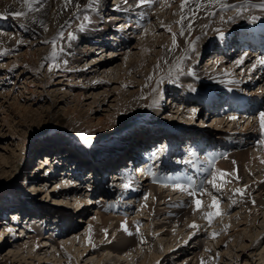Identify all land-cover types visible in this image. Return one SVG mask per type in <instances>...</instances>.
I'll list each match as a JSON object with an SVG mask.
<instances>
[{"label":"bare ground","instance_id":"1","mask_svg":"<svg viewBox=\"0 0 264 264\" xmlns=\"http://www.w3.org/2000/svg\"><path fill=\"white\" fill-rule=\"evenodd\" d=\"M79 2L81 4H87L88 0H79ZM226 2L231 5H235V7H230L228 9H221L218 6L206 8L198 11L195 16H193L191 13H188L187 18L183 21L184 34L180 35L182 26L181 24L177 23V21L180 20V0H153V3L150 6L145 5L133 8H129V5L133 4V0H128L127 4H125V0H99V3L94 4L91 8L82 7L78 12H76V9L73 6H69L67 10H64L62 0H45V11L29 13L30 19L17 18L10 14L14 11L21 10V5L18 4L16 0H0V53H3L2 55H0V63H4L0 66V69H4L2 70L4 71V73L0 79L1 81L8 79L9 82H14L19 78L17 75H14V73L18 70H22V77H26L27 75H32L34 77L35 75H37L38 72V63L40 58L45 57L48 51L51 49V43H45V41L50 42L54 39V37H60L61 33H63V36L65 37L68 33H71L74 39H70V42L61 48L62 51L60 49L58 52H56L57 54L54 57L56 66L51 68L50 71L53 73L50 74L55 76H53V80L58 78L61 79L59 82H57V84L66 85L71 91L74 90V87L72 88V86L75 85L73 84L75 78L78 79L79 92L76 93L75 96L73 94L72 99H74L76 102H79L83 107L87 106V111L93 112V119L95 117H98L97 119L100 127L97 128L96 131L99 134V137L103 136L109 130H106L103 127V121H110V123H115L117 121L116 127L113 128L114 131L110 132V135L111 133L113 134V132L117 133V131L122 134L121 132H124L129 128H133L135 125L134 121H136V118H140L139 109H142L143 106L141 105V102H144L145 104H152L150 112L151 115H153L154 117L161 116L173 120L178 119V121H176L177 123H184L185 125L187 124L190 126L191 123H193V125H197V121H200V119L204 121L203 113L201 111L197 112L200 109L199 101H190L192 100L190 99V96H188L187 98V95L190 93V91L187 94L186 89H189L190 87L186 88L185 84L188 83V81H191L189 82V84L191 86L190 90H192L195 87V83H197V81L199 83L203 82V77L226 78V75L231 73L232 71H238V74L245 73L243 62L240 63L241 67L237 66L238 64H234L232 68L228 66L227 69L226 66L228 65V63H230L232 56L227 54V52L223 50V47L224 45H227L228 43H231L233 41L232 39L235 38V34L238 35V39L235 40L237 46H244V40L242 38L240 39L238 31H236V29H233L235 24L237 23L233 20L236 15V20H240V16L245 11H264L259 8L251 7L252 4H258L259 2H264V0H248L247 6H245V0H226ZM189 7H191V5ZM6 9L8 14L5 15ZM185 11L187 12V9ZM74 12L76 13L75 15H73ZM210 13H215V15H211ZM232 15L234 16L231 17ZM84 16H87L89 19L84 20ZM165 17L166 19H164ZM228 17L231 20L229 22L226 21L227 23H225V20ZM33 20H35L36 22L33 23ZM79 20H81V23L77 28H75L74 26ZM41 21L43 22L42 24ZM255 21L259 23V19ZM121 22L124 24L120 28H115V25ZM81 25H83V30H81ZM188 25H191V27L189 28ZM45 26L47 30H45ZM169 28H171V32L168 31ZM129 31H133L134 36L138 33L142 34V36L140 35L141 37L139 41L140 43L142 42L141 46H139V49L141 51H138V54L137 52L134 54H131L129 52V56H127L126 59L135 57V59L129 64V67L126 68V65L118 66L116 64L115 66L114 63L117 61L118 57H116L113 53L119 48V50L121 51L128 48V46L122 48L123 45L121 44V42L128 41ZM173 33L176 34V43L178 45V47L174 49L172 44ZM225 34H228V36L224 37ZM219 37H222L221 39H224V41H217ZM112 42L114 43L113 45L111 44ZM204 42L209 45L216 44L221 46L222 53L219 50H215L214 54L209 56V60L211 61L207 63V65L205 64L199 67V63L197 64L198 59L197 57L193 56V53L195 51H198L199 47H201L202 43ZM108 50L110 51V55H114L112 56L113 58L111 61L104 59L106 58V56H104V53ZM122 54L125 55L126 53ZM254 55L257 56V54ZM90 59L91 63L88 64V60ZM238 60H241L240 57L237 58L234 63H237ZM29 70H31L32 73L28 74ZM113 70V73L108 74L110 71ZM176 71L182 72L183 74L174 76L172 73ZM263 74L264 73H260L258 78H255V75H253L252 73V76L250 77L251 87L252 89H254L252 92L254 94H257L259 98L262 97L260 92L262 89H264V76H262ZM114 75L116 76L114 77ZM25 80L27 82L26 89L31 90V84L28 82V78H26ZM53 80L51 82H53ZM159 86L161 87V92L156 93V90L157 88H159ZM98 88H102L103 90H98L93 99L92 97H86L87 95L89 96L91 90L94 91ZM196 88H194V91L190 94H196V91L199 89V87ZM259 88L260 90H258ZM172 91H174V94L173 97L170 98L171 101L169 104H176V107L179 108L176 110L175 114L173 113L174 115H171V113L167 112L169 115L165 117L163 116L165 114L164 106L163 110H161V113L157 116V113L160 109L158 107L161 105L160 100H162V94L166 92L171 93ZM116 92L118 95L116 94ZM8 93L0 94V97L4 96L7 98L10 95ZM92 94H94V92ZM151 95H157L158 97L157 100H155L153 103L150 102ZM177 95L179 96V99L177 98ZM181 107L183 108L180 109ZM170 108L171 107H169L168 105L166 107V111H168ZM102 112H105L106 120L104 118L99 117ZM223 115L224 114L220 112L213 114V117L215 118V120H213V125L215 127L213 128V131H208L207 133H204V138L207 137L205 135H221V132L217 131L216 133H214V131L218 130V127L220 126L221 122L226 121L225 116ZM200 124H202V122ZM243 124L245 126L244 128ZM243 124L241 126V130H247L249 128L247 127L249 123L244 122ZM241 130L237 134H235L240 135L238 138V143H236V145L235 139L237 138V136H233L231 138L226 137L222 141L224 143H229V147H227L226 150L223 151L224 154L233 153L234 149H236L234 157L224 162L221 159L213 156V154L217 151H211L209 154H207V161L200 160V163L204 166H202L203 169L201 170L200 176L198 178H194V180H192V176L188 171L185 172L184 176V171L179 168H177V172H174L176 170V165L173 166L172 162L170 164L162 166L160 169L162 171L170 172V176L163 174L162 172L150 178L146 175L147 173H145V171L141 170L140 172L143 173L144 178L146 179L138 180V178L134 176V174H132L129 176H132V180L129 183L127 182V179H122L127 178V176H125V174L121 175L120 182H123V185L119 189L120 193H118L119 195H121L120 201L117 200L115 202H112V200H109V202L108 195L110 191L108 189L102 190L98 186L94 187L92 183H89L90 188L93 187V190H95V194L99 193L98 196H102L107 199L105 202L102 201L99 203L96 200V197L91 198L87 196L85 198L82 195H78V193L81 192L82 188H84V186L86 185L80 188H74L64 182L62 188L63 190L65 189L67 191L65 193H68V191L74 193L75 197L73 198L77 199L75 205L77 210L75 212H72L73 216L70 217L67 215L70 212L66 211V208H64L65 210L61 208L62 210L60 209L59 212L65 214H63V218L59 217L58 221H62L63 223L69 221L71 226L74 223V215H78L79 213L81 214L82 211L86 212L88 207H92L93 209L96 208L97 212H95V218H91V220L88 221L89 223L87 232L90 236V240L88 241V243L85 242L87 243L85 245L87 249V247L93 245V239H101V231H103L107 235V241L110 237V233L108 236L107 225H113L114 221L116 220L114 229L118 232L117 240H122L121 242L118 241L119 243L116 241L117 244H102L101 247H98V245L95 244L97 246L96 248H101L100 251L106 253L100 259V255L97 257L98 259L95 261H98L96 262L98 264H106V259L110 254H116L117 260L114 261V263L116 262L117 264H119V262H121V264H143L144 262H146V264H152L153 259L159 258V256L162 254V252L159 250V246L161 245V243H165L163 244L165 245V257L173 255L175 258L177 256L175 252L176 245L178 246L177 249L185 250V253L182 255L183 257H186L189 254V246L193 244L197 240V238L200 239L199 246H197V248H194L192 246L190 251H194L195 249H198L204 245L201 241V237L204 236L207 232L205 230L202 234V230H204L203 227L206 224H209V222L207 219L204 218V216L196 217V214H198L197 211L200 210L196 209L193 200L200 199V195L196 197H191L188 195V192L185 191L186 193H183L180 192V190L178 189L177 191H173L172 193V190L175 189L173 184L176 176L182 177L183 181L191 180L196 185H199L204 172L208 170L212 164L214 165L216 163V170H220L226 173H232V175L223 178L218 177L217 182L220 180L221 184H223V190L221 192H216L212 187H210L207 193L208 197L211 198V201L212 196H218L217 198L219 201V198L226 194V191L224 189L228 188V191H233L234 195L231 194V196L237 197V200L235 202H233L232 198H229V201L233 202V206L238 202L242 203L244 201L242 208H245L247 210V205H249L250 199L246 202L245 191L250 189L252 190V192L254 191L261 194L258 206L264 209V185L258 187V190L254 189V186L256 185L242 186L243 182L245 181L244 166L246 165V163H248V161H250L249 164L253 165L260 163H258V159H250L251 154L247 153L244 148L241 149L242 147L246 148L247 144H251L253 142L252 138H249L246 143H243L245 135H249L250 133H245ZM192 133L195 132L193 131ZM132 134H134L136 138H139V141L143 142V140H145V135H141V132H138V130L133 131ZM67 136L68 134L54 136L52 134L47 133V135L44 136V141L47 142L46 146H57L60 143V139L67 140ZM81 138L83 141L91 142V144L94 143L95 140L91 135L85 138L81 136ZM102 139H105V137H101L100 140ZM134 141L135 140L133 139L130 142ZM232 146L235 147L231 150ZM75 147V145L72 146V148L74 149ZM108 150L111 153H114L116 151L115 149L102 148V153L106 154V151ZM158 151L162 152L165 150L159 149ZM71 152L72 151L60 152L58 155L60 156V159L58 158L59 161H57L55 165H49L48 171H52L58 169L60 166L67 165L66 163L70 161L71 157H75V155L79 156L77 152L75 153V155H73ZM174 152L175 151H173L172 155H176ZM162 158H164V156L160 157V159ZM170 161H173V159ZM109 167L110 163L105 162L104 168L109 169ZM144 167L145 166L143 163L141 168ZM32 174L30 176H32ZM34 179L36 182V177H34L33 180ZM202 181H204V178ZM225 181L228 182L225 183ZM233 181L235 184H237V188L228 186ZM48 182L53 183L54 181L52 182V180H48ZM48 182H46V187ZM56 183L58 184V180ZM125 185L128 186L125 187ZM32 187H36V185H32ZM55 187L56 189L53 190L55 191V197H58L56 196L57 194L62 197L64 193L62 189L59 188L60 186L56 185ZM236 189H242L243 194L237 193ZM167 190L171 192L166 194L165 192ZM145 192H147V195L149 194V198L146 199L147 202L142 201L144 199L143 197ZM177 192H179V195H177L175 199H173L174 195H176ZM209 193L211 195H209ZM126 194L128 196H126ZM225 196L228 197V195ZM60 199H56V202L66 203ZM122 199H126L127 201L122 202ZM129 199H133L132 201L138 204L140 211H145L143 213L140 212L141 214L138 215H143L149 218L150 212H153V215L150 217V221H146L147 224H144V226H147L149 224V227H151V224L154 225L151 229V233L159 230H162V232L166 233V235H163V233H159L158 236H154L155 239L158 237V241H155V244L154 240H151V248H156L155 251L153 249V256L151 255V253L149 254L147 250L142 253V255L145 254V256H143L144 258H142V256L138 258L139 252L136 251V253L134 250H132L137 245L136 236L139 234L137 233L136 228H138L137 226L139 225L135 224L138 221H135V223H133V221L131 222L130 218H128V214H124V212L128 210H130V213H134V210H132L133 206ZM94 205L95 207H93ZM118 208L124 210H122L121 213H117L115 218L111 217V214L117 212ZM251 208L252 207H249L246 212H249ZM213 210L215 211L214 208ZM207 212H211V209L209 211L207 210ZM220 212L223 213L222 210H220ZM243 215L244 213L242 214V216ZM252 216L255 217V214L253 213ZM237 220H239L240 222L243 221L244 218L242 217ZM193 223L198 225V228L194 229L190 227V225H192ZM122 224L126 225L128 230L127 232L122 229ZM173 224H177L178 227L176 225L173 229H168ZM212 224L214 225V222ZM231 224L232 227H235L234 235L238 238L237 242H239L240 236L238 235L236 230L239 228L237 226L240 224H238V222H236L234 219L231 220ZM133 225H135L136 227H134ZM183 227L186 228L184 229ZM30 228L32 229L30 234H35V236L33 235L31 237H28L30 239L28 243L32 241L34 242V245H37L34 258L36 257L37 262L39 261V263L46 262L47 264H49L48 262L50 260V257L53 256V258H55V261H57L56 264H62L61 262H63L65 258L72 257L68 256V253L65 251L66 249L64 248H66L67 246L68 249H70V247L77 245L80 242L79 240H81V242H84L85 239V234L81 239L77 235L75 236L76 239L70 238L69 240L68 237H70V235L72 234H69L65 237L63 236L60 241H57L52 236L44 238L45 241L50 242V246L54 249L56 248L61 253V255H58L57 253L49 254L46 251L45 254L48 255L42 258L40 251L44 250V248L41 246L42 242L40 243L38 239L42 235H44V232L46 231V225L41 223L40 225H32ZM60 228H62V225H60ZM12 229L14 230V228ZM7 230L12 233V236L15 234L12 230ZM129 232L131 233V235L128 234ZM46 233L47 232H45V234ZM222 235L217 233L215 235V238L217 236ZM172 236L173 238H171ZM207 236L208 233L206 234V237ZM3 237L4 233H1L0 242L3 240ZM139 237L142 239V242H144V244H150L148 243L150 237H147L142 234H140ZM209 238H212V240H216L214 241L215 243L212 242V245L205 244L204 246L207 247V245H210V247L212 246L213 249L216 248L215 245H222L225 242V240L220 241L217 238L213 239V233L208 236V239ZM75 240L78 241L77 244H75ZM24 245V243L20 245L21 247L19 246V249L31 248L32 250L33 246L29 245V247L27 246L24 248ZM78 249H81V247L78 246ZM86 249L84 250L86 251ZM243 249L244 247L242 248V250ZM78 251L80 252L79 257L85 254L82 250ZM24 253L26 254L25 250L23 251V257L21 259L25 262H28L31 259L35 260L34 258L27 257L26 255H24ZM77 254L78 253H76V255ZM193 254L194 258L190 260L189 264H202V261L204 262V264H212V261H214V257L216 256L215 254V256L213 255L210 258L209 255L203 256L204 254H202L201 252H193ZM21 256L22 255L18 256L16 254V258H19ZM195 259L196 261L193 262ZM7 260L8 259L6 257H2L3 262H6ZM232 260H234V258L231 257L230 261ZM184 261L181 259L176 263L182 264ZM262 261L264 264V258H262Z\"/></svg>","mask_w":264,"mask_h":264},{"label":"rangeland","instance_id":"2","mask_svg":"<svg viewBox=\"0 0 264 264\" xmlns=\"http://www.w3.org/2000/svg\"><path fill=\"white\" fill-rule=\"evenodd\" d=\"M166 17L164 19H166ZM80 23H81V20L77 21V24L74 27L77 28ZM123 24L124 23H122V25ZM130 35L134 36L133 31H131V32L129 31L128 38H130L129 37ZM140 35L142 36V34L136 35V38L133 41H131V44L128 42L129 40L127 41L128 43L122 47V48H124L125 46H128L127 50L121 51V50H119L120 48L119 49L116 48L121 52L113 53L115 55L118 54V55H116V57H118V58H117V61L114 63V65L115 64L118 66L119 65H124V66L126 65V68L129 67V64L135 59V57H131L129 59H126V57L129 56V52L131 54L132 53L134 54L137 52V54H138L141 51L139 49L140 48L139 46H141V44H142V42L141 43L139 42L140 37H141ZM54 38L56 39V52H58L63 46L67 45L71 39V38H69V33L67 34L66 37L63 36V38H61V37H54ZM111 44L113 45L114 43L112 42ZM115 44H116V42H115ZM50 46H51L50 47L51 49L48 51L46 56L40 58L39 63H38V66H39L38 72H37V75H35L34 77L32 75H27L26 77L25 76L22 77L21 76L22 70H20V71L18 70L19 72L16 71L14 73V75H17L19 78L17 80H15L14 82L12 81L13 83L11 81H10L11 82L10 83L8 79L2 80V81L0 79V94H6V93L10 92V93H8L10 95L7 98L4 96L0 97V206H2V204H3V207H5L7 205H13L14 204V201L12 200V198H8L7 194H13L14 196L18 195L17 198L24 196V197H26L25 199H28V203L33 204L32 205L33 207L28 212L31 213L32 215L34 213L36 215L39 213V214H41V216L43 215L44 217H45V215L53 213L52 211H59V209H61V208L63 210H65L64 208H66V211H68L70 213L75 212L77 210L76 206H75L77 199L73 198V197H75L74 193H71L69 191H68V193H65L67 191L65 189L63 190V188H62L63 185H61V181L58 182V184L52 183V185H50L51 183H47V187H46V180L43 177V175L45 174V170L38 169V168H42V165H40V163L44 164V162L47 161L46 160L47 158H44V156H47L46 153H48V152H46L47 151L46 149L52 150L53 146H51V145L46 146L47 144L40 143L37 140V138L39 136H41V135L45 136V135H47V133L52 134L54 136H57L54 133H56L58 135L71 134L76 139H81V136L88 137L89 135H91L94 139L105 137V140L110 141L109 147H111V148H108V149H114L115 148L116 150L119 149L117 151L122 152L125 149L127 150V148H128L126 138L122 137L124 134L120 135L119 131H117V133L113 132V134L111 133V135H110V132L114 131L113 128L116 127L117 121L115 123H110V121H103L102 122V124L104 125L103 127L106 130H108V129L109 130L103 136L99 137V134L96 131V129L100 127L98 124V119H97L98 117H95L93 119V112H88L87 106L83 107L79 102H76L74 99H72L73 94L75 96L76 93L79 92L78 79L75 78V80L73 82V84H75V85L72 86V88L74 87V90H72V91L69 89V87H67L64 84H57V82H59L61 79L58 78V79L53 80L54 75L50 74V73H53L50 71V69L56 66V62H55L54 57L51 56V54L53 52L52 44ZM120 46H121V44H120ZM122 53H126L125 54L126 56L123 55ZM106 55H107L106 59L110 57L109 52ZM112 58L113 57H110L107 60L111 61ZM207 61L205 59L203 62L207 63ZM89 63H91V59L88 60V64ZM2 64H4V63H0V66ZM2 70H4V69H0V78L4 73V71H2ZM113 72H114V70L110 71L108 74H111ZM29 73H32V71L29 70L28 74ZM172 74L174 75L176 73H172ZM115 76L116 75H114V77ZM26 78H28V80H29L28 82L31 84V87H30L31 90L26 89V87H27V85H26L27 82L25 80ZM52 80H53V82H51ZM113 87H114V85H113ZM76 88H77V90H76ZM98 90L102 91L103 89L98 88L94 91L91 90L89 96L87 95L86 97L87 98L92 97V99H93L94 96L96 95V93L98 92ZM93 92H94V94H92ZM157 92H161L160 86H159V88H157L156 93ZM116 94H117V92H116ZM157 98H158L157 95H155V96L151 95L150 96V102L153 103L155 100H157ZM92 99H90V100H92ZM170 101H171V99L169 100L168 104L170 103ZM141 105H143V106H142V109H139V114L148 112L149 107L151 108L152 104H150V103L145 104L144 102H141ZM107 109H108V107H107ZM171 111L169 110L168 112L170 113ZM171 113L173 114V112H171ZM105 115H106L105 112H102V114L99 115V117L105 119L106 118ZM89 116H91V117H89ZM201 122L203 123V120L200 119V121H198L197 124H200ZM208 125H211V123ZM203 126L207 127V125H203ZM100 129H102V128H100ZM111 129H113V130H111ZM133 130L135 131L136 129H133ZM121 133H123V132H121ZM127 136L128 135H126V137ZM129 138L130 137H128V139ZM258 148H261V147L258 146ZM52 152H54V151H52ZM119 152H117V154H115L111 157H114L116 159V157H118V155L120 154ZM252 154H251V156H252ZM259 154H261L260 150H256L254 152V157H251L249 154L248 155L250 156V159H252V160H253V158H255L254 160L258 159L257 160V161H259L258 163H261V165H262L263 164L261 162L262 158H259V156H258ZM50 155H52V154H50ZM43 158H44V162H43ZM109 159H110L109 161L112 160L111 158H109ZM249 163H250V161H248V164ZM252 168H253V171H259L261 169V166H260V164L254 165ZM258 173H260V175L263 174V172H260V171ZM258 173H257V175H258ZM31 174H32V176H30ZM114 174L111 173L109 175V179H110L109 185L114 183V182L118 183V181H114ZM254 174L255 173H250L251 176ZM34 177H36V179H37L36 182H35V179L33 180ZM250 180L251 179H248L247 182H249ZM232 184L233 183L229 184L228 186L230 187V185L232 186ZM245 184H246V182H245ZM32 185H36V187H32ZM56 185L57 186L60 185L59 188L62 189V191L64 193V195L62 197L58 194L56 195L58 197H55V191H53V190L56 189V187H55ZM233 185H234L233 186L234 188H237V186H236L237 184L234 183ZM246 185H248V186L254 185V182L251 184H246ZM261 185H264V182L261 183L260 185H258V187H260ZM86 186H84V187H86ZM258 189L259 188H256V190H258ZM80 191H81V189H80ZM229 191H228L229 195L224 194L223 196L225 197V195H228V197H226V200L229 201V198H232L233 202H235L237 200L236 199L237 197H235V196L232 197L231 193ZM78 195H80V196L82 195L85 198L87 196L91 197L90 192L87 190V187L84 189L82 188V191L79 192ZM146 195L144 194V197ZM148 195L146 196L147 198H149ZM260 195L261 194L257 192V195L256 196L254 195L255 198H250V203H249V205H247V207H248L247 210L249 209V207H252V208L250 209L249 212H246L247 210L245 208L244 209L242 208L243 204H244V201H243L241 203V205L239 204L236 207L238 209H235V210L232 209L233 211L231 210L229 214L222 215L221 217L223 219L220 220L221 221L220 224L218 223L219 221L217 219V220L213 221L214 225L213 224H211V225L206 224L203 227L204 230H202V234H203V231H205V229L208 233V236H210L212 233H215V234L219 233L220 235L223 234L222 236L216 237L220 241L225 240V242L222 245H220V244L217 246L215 245V247H216L215 249H213L212 246L210 247V245L209 246L207 245V247L204 246L205 244H211L212 245L213 243H215L214 241H216V240H212V238L208 239V236L206 237L205 236L206 234H205L204 236L201 237V239H202L201 241L204 245L202 244L203 245L202 247L195 249L194 251H190L192 246L194 248H197V246H199L200 239L197 238V240L195 241L196 243L194 242L193 244H191L189 246V248H188L189 254L187 253L188 255L186 257H183V255H182L185 253V250L184 249H177L178 246L176 245V249H175L176 251L175 250L174 251L176 252V255L178 257L176 256L174 258L173 255L165 257L166 256V253L164 250L165 245H163L165 243H161V245L159 244L161 246V247L159 246V250L162 252V254L159 256V258H157V259L154 258L152 264H154V263H156V264H173V263H176L177 261H179L181 259L183 261L185 260L182 264H189L190 260H192L194 258L193 252H197V253L201 252L202 254H204L203 256L209 255L210 258L213 255L215 256V254H216V256H215L216 258L214 257V261H212V264H263L262 258H264V233H263L264 232V209H262V207L258 206L259 202H260V197H261ZM10 197H13V196H10ZM91 198H93V197H91ZM56 199H60L66 203H62V202L57 203ZM252 199H256V203H255L256 206L254 205L255 207L251 205ZM263 200H264V192H263ZM142 201L147 202V200H145V199H143ZM112 202H115V200H112ZM233 202H231V206L233 205ZM211 203H212V201H211ZM87 204H86V208H87ZM205 204L208 205V202H205ZM59 205L61 207H59ZM231 206L229 207V209L231 208ZM37 207H39V208H37ZM93 207H95V205ZM205 208H203V209L201 208L200 211H197L198 214H196L197 215L196 217L204 216V214L207 212L205 210ZM209 210L210 209H208V211ZM211 210H213V209H211ZM95 212H97L96 208L93 209L92 207H90V208L88 207L86 212L82 211L81 214L79 213L78 215H74L75 216V218L73 219L74 225L72 224L71 226L75 227V229L69 233L72 235H70V237H68V239L69 240H70V238L74 239L75 236H77V235L81 239L84 234H85L84 235L85 239H84V242H81V240H79L80 241L78 243L79 245L77 244L78 241L75 240L76 241L75 244H77V245L70 247V249H68L67 246H66V248H64V249H66L65 251L68 253V256H72V257L65 258L63 260V262H61L62 264H98V263H96L98 261H95L98 259L97 257L100 255V257H99V259H100L106 253L101 252L100 251L101 248H96L97 247L96 245H98V247H101L102 244H105V245L111 244V243L117 244L118 241L121 242L122 239L117 240L118 232L115 231V229H114L115 222H116V220H115L113 225H111V224L107 225L108 236L110 233L109 239L106 241L107 235L103 231H101L100 232L101 239L100 240L99 239H97V240L93 239V245L87 247V249H86L85 245L90 240V236L87 232L88 223H89L88 221H90L91 218H95ZM140 212L143 213L145 211H139L138 212V211L134 210V213H127L128 214L127 216H129L128 218H130L131 222L133 221V223H135V221L137 220V216H140L138 214H141ZM199 212H201V213H199ZM243 213H244V215L242 216ZM253 213L255 214V217L252 216ZM18 216H21V215H18ZM42 217L34 215L32 217V220H31L32 224H30V227L32 225H40L41 223L45 224V221L42 222V220H43ZM144 217L146 218V216H144ZM242 217L244 218V220H243L244 222L243 221L239 222V220H237V219L242 218ZM233 219L236 222H238V224H240L237 226L239 228L236 230L238 235L240 236L239 242H237L238 238L234 235L235 227H232V224H231V220H233ZM6 221L8 223L7 226L6 225H0V235H1V233H4L3 240L0 242V264H31V263L32 264H47L46 262L45 263H39V261L37 262V258L36 257L34 258V254L36 252L37 245H34V242H32V241L30 243H28L30 241V239L28 237H31L33 235L35 236V234H32V233L29 234L28 231L26 232L22 228L17 229V227H19V225H15L16 223L11 218H8ZM146 221L149 222L150 217L147 218V220H145V222L143 224H140L139 221L137 223H135V224L139 225V226H137L138 228H136L137 233L139 235L136 236V241H137L136 244L137 245L132 250H134L135 252L136 251L139 252L138 258L141 256H142V258H144L143 256H145V254L142 255V253L147 251V250H148V253L149 254L151 253V255L153 256V254H152L153 249L155 251L156 248H151V245H152L150 243L151 240H154V244H155V241H158V237L155 239L154 236H156V235L158 236L159 233L160 234L163 233V235H166V233L162 232V230L153 232L151 235L148 234L147 232H145V230H147L148 226H149V225L144 226ZM176 225L177 224H173L168 229H171V228L173 229ZM133 226L136 227L135 225H133ZM141 226L143 229H141ZM177 227H178V225H177ZM12 228H14V230ZM144 228H145V230H144ZM7 229L12 230L13 233H15V234L12 236L11 235L12 233H10V231H8ZM31 231H32V229H31ZM45 232H44V235H42L38 239V241L40 243L42 242L41 246L44 248V250L40 251L41 257L44 258L48 255V254H45L46 251L49 254L57 253L58 255H61V253L56 248L54 249L50 246V242L45 241L44 238H48L49 237L48 235H50V234L45 235ZM221 232H222V234H221ZM140 234L145 235L147 237H150V240H148V243H150V244H144V242H142V239L139 237ZM171 238H173V236ZM43 239H44V241H43ZM108 241H110V242H108ZM44 242H46L47 244ZM85 242H87V243H85ZM23 243L25 244L24 248L27 246L29 247V245L33 246L32 250H31V248L19 249L21 247L20 245H22ZM78 246L81 247V249H78ZM243 247H244V249L242 250ZM93 248H94V250H93ZM145 248H148V249H145ZM84 249H86V251ZM137 249H139V250H137ZM24 250L26 251V254L24 253V255H26L27 257L34 258L36 261L31 259L28 262H25L24 260H22L21 258L23 257V251ZM78 250L84 251L83 253H85V254H83L81 257H79L80 252ZM76 253H78V254L76 255ZM94 253H96V254H94ZM16 254L18 256L19 255H22V256L19 258L18 257L16 258ZM2 257H6L8 260L6 262H3ZM136 257H137V255H136ZM231 257L234 258V260L230 261ZM116 260H117L116 254H112V255L110 254V255H108V258L106 259L105 263L106 264H117L116 262L114 263V261H116ZM146 261H149V260H146ZM195 261H196V259L193 262H195ZM48 263L49 264H56L57 261H55V258H53V256H51ZM119 264H121V262H119ZM125 264H128V263H125ZM143 264H146V262H144ZM147 264H149V263H147Z\"/></svg>","mask_w":264,"mask_h":264},{"label":"snow or ice","instance_id":"3","mask_svg":"<svg viewBox=\"0 0 264 264\" xmlns=\"http://www.w3.org/2000/svg\"><path fill=\"white\" fill-rule=\"evenodd\" d=\"M16 2L18 4L21 5V10L18 11H14L12 13H10L11 15L17 17V18H23V19H30L29 17V13H33V12H43L45 11V0H16ZM63 2V7L64 10H67L69 8V6H73L76 9V12H78L82 7H88L91 8L94 4L99 3V0H88L87 4H81L79 2V0H62ZM128 3V0H125V4ZM153 3V0H133V4L129 5V8H133V7H141V6H145V5H151ZM191 5V7H189ZM248 5V0H245V6ZM218 6L221 9H228V8H234L235 5H231L229 3L226 2V0H180V20L177 21V23L181 24V31H180V35H183V21L187 18L188 13H191L193 16L196 15V13L200 10L206 9V8H211V7H215ZM251 7L253 8H259L261 10H264V3L261 4H252ZM187 9V12L185 11ZM8 14L7 13V9L5 10V15ZM76 13L74 12L73 15H75ZM211 15H215V13H210ZM175 15V14H174ZM84 20H88L89 18L87 16L83 17ZM256 18L253 17V20H255ZM33 23H35L36 21L33 20ZM43 22L41 21V24ZM188 27L190 28L191 25H188ZM45 30H47L46 26H45ZM81 30H83V25H81ZM169 32H171V28L168 29ZM60 37L63 38V33L60 34ZM69 38L74 39V37L71 35V33H69ZM45 43H51L52 47H53V52H52V56L55 57L56 56V39L54 38L52 41H45ZM172 44H173V49L178 47L177 43H176V34L173 33L172 35ZM62 51V49H61ZM171 51V49H170ZM3 53H0V55H2ZM242 63V60H238L237 64ZM259 64L261 66H264V58L261 59H257V61L255 62V64H253V68L256 67V65ZM51 70V69H50ZM229 120H236L237 117L235 116H230L228 117ZM258 122H259V129H260V134L262 137H264V111H260L258 114ZM260 144H264V139H261L259 141ZM262 163H264V160L261 161ZM150 175H154V173H149ZM232 175V173H226L220 170H216V171H212L210 173L211 178L207 179V183L210 184L212 186V188L216 191V192H221L223 190V184L218 183V177L219 178H223L226 176ZM238 179V177H237ZM228 181H225V183H227ZM204 181H201L199 185H194L193 182L191 180H188L186 183L184 182H180V181H176L175 182V189H178L180 191H186L188 192V195L191 197H196L197 195H204L205 194V190H204ZM128 185H125V187H127ZM237 193L243 194V190L242 189H236ZM209 195H211L209 193ZM144 199L146 200L147 197L145 196ZM193 203L196 206V209L199 210L201 207V200L200 199H194ZM210 208H214L215 211L213 212H207L204 214V218L208 220L209 224H211V221L214 217L220 216L222 215V213L219 210V201L218 198L216 196H212V203L209 205ZM122 229L124 231H128L126 225L122 224ZM190 227L196 229L198 228V225H196L195 223H193L192 225H190ZM129 235H131V233H128ZM215 233H213V238H215ZM202 264H204V262L202 261Z\"/></svg>","mask_w":264,"mask_h":264}]
</instances>
